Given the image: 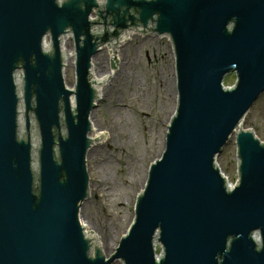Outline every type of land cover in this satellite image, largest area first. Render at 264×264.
<instances>
[{"label": "water", "instance_id": "95a60500", "mask_svg": "<svg viewBox=\"0 0 264 264\" xmlns=\"http://www.w3.org/2000/svg\"><path fill=\"white\" fill-rule=\"evenodd\" d=\"M105 2L0 0V264H264V144L238 130L264 93V0ZM130 34L171 38L176 57L157 36L175 101L103 258L111 217L79 221L86 154L104 144L89 115ZM232 136L229 190L217 165Z\"/></svg>", "mask_w": 264, "mask_h": 264}, {"label": "rangeland", "instance_id": "374dc122", "mask_svg": "<svg viewBox=\"0 0 264 264\" xmlns=\"http://www.w3.org/2000/svg\"><path fill=\"white\" fill-rule=\"evenodd\" d=\"M119 55L114 69L117 75L110 80L105 99L93 109L94 119L103 125L102 132L112 133L113 140L100 144L103 145L100 157L88 163L92 177L93 172H98L106 181L103 203L92 201L87 214L92 225L102 217H111L113 229L102 234L108 243V252L117 249V240L111 238L129 231L136 200L131 198V178L148 149L160 147L164 129L161 124L174 103V95L169 90L173 81L165 38L157 40L156 35L134 34L119 49ZM249 127L264 144V94L246 116L245 128ZM233 136L218 156L219 169L230 181ZM124 141L128 145L122 149Z\"/></svg>", "mask_w": 264, "mask_h": 264}, {"label": "bare ground", "instance_id": "6f19581e", "mask_svg": "<svg viewBox=\"0 0 264 264\" xmlns=\"http://www.w3.org/2000/svg\"><path fill=\"white\" fill-rule=\"evenodd\" d=\"M133 36H134V34L127 35V41L132 39ZM127 41H121L119 49ZM119 49H116V58H119L118 56H120L119 55ZM116 75H117V73L114 71L113 74H112L111 79L116 77ZM110 86H111L110 81H107V82H104V83L101 84L99 100L95 101V105L98 102L103 101L105 99L104 97H106L107 89ZM169 90L172 91V93L174 95V101H175L174 87H172L170 85ZM170 111H171V108L168 109V112L166 114V121H167V118L169 116ZM245 119L238 126V130L245 129ZM166 121L162 122L161 125L164 126ZM89 126H90V134H88V139L92 138V137H95V136H98L100 134H103V132H102L103 125L101 124V122L98 119H96V120L94 119V110H92L90 115H89ZM157 137L159 139V137H161V135L158 134ZM112 140H113V134L112 133H110L109 135H104V143L105 142L108 143V142H110ZM130 141L131 142L133 141V137L130 138ZM126 145H128V142L126 143L124 141V143L120 146V148L123 149V148L126 147ZM148 151L149 152L144 155L143 159L140 158L142 163L139 164L135 168L134 172H136V174H133V176L131 178V181H130V185L132 186L131 187V192H132L131 193V195H132L131 198L132 197L135 198L137 194L143 192L146 166H147V164L157 160L159 148L158 149H153L152 147H150L148 149ZM102 152H103V145H97V146L90 147L88 149V151H87L86 158H85L86 168H87V171H88V175L91 177V179H90L89 186H88V197L81 203V205L79 207V221H80V225L81 226L87 225V230H89L93 226L90 223L91 222V216L87 214V210H88V208L91 207V202L94 201V200L97 203H99V204L103 203V201H102L103 200V193L105 192V185H106V181H104L102 178H100L98 172L97 173L93 172L94 176L92 177V171H90V169H88V163H89V161H94L95 158L100 157V154ZM217 168L219 169L218 165H217ZM219 171H220L221 175L223 176L224 180L226 181V183H227V185L229 187V190H231V181H230V179L228 177H226L224 174H222L220 169H219ZM106 245H108V243H106V241H105V236L102 235V254H103V256L106 255L108 257L110 252H108L109 248ZM103 258H106V257H103Z\"/></svg>", "mask_w": 264, "mask_h": 264}]
</instances>
